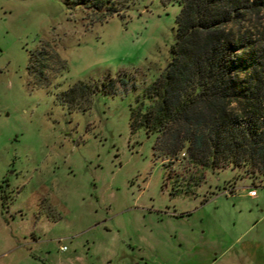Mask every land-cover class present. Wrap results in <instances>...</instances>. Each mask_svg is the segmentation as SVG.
<instances>
[{"label":"rangeland","instance_id":"rangeland-1","mask_svg":"<svg viewBox=\"0 0 264 264\" xmlns=\"http://www.w3.org/2000/svg\"><path fill=\"white\" fill-rule=\"evenodd\" d=\"M180 9L0 0V264H167L177 230L205 232L178 264H264V171L148 121Z\"/></svg>","mask_w":264,"mask_h":264},{"label":"trees","instance_id":"trees-1","mask_svg":"<svg viewBox=\"0 0 264 264\" xmlns=\"http://www.w3.org/2000/svg\"><path fill=\"white\" fill-rule=\"evenodd\" d=\"M178 2L148 121L193 154H232L264 171V0Z\"/></svg>","mask_w":264,"mask_h":264},{"label":"crops","instance_id":"crops-1","mask_svg":"<svg viewBox=\"0 0 264 264\" xmlns=\"http://www.w3.org/2000/svg\"><path fill=\"white\" fill-rule=\"evenodd\" d=\"M249 197H252L254 193L253 190L247 192ZM264 217V215L262 216ZM205 232H198L200 235H196L194 237V230L190 231H175L173 234L166 235L164 232L162 233L163 240L161 243H163L164 246L168 248L166 252L167 261L169 263L167 264H178L181 261H187L188 258L194 257V260H202V251L196 250L198 245H202L203 240V234ZM238 238L235 239V241ZM219 250V249H218ZM225 254V251L219 252L217 251L216 255L217 257L214 258V260L220 259ZM139 258H133L131 261V264H134L136 262H142L144 264H148L146 261H144L145 254L144 252L139 254ZM137 257V256H136ZM175 260V261H174ZM233 263L234 264H253L251 260V256H249L245 249H238L236 253L233 255Z\"/></svg>","mask_w":264,"mask_h":264},{"label":"built area","instance_id":"built-area-1","mask_svg":"<svg viewBox=\"0 0 264 264\" xmlns=\"http://www.w3.org/2000/svg\"><path fill=\"white\" fill-rule=\"evenodd\" d=\"M251 194H254V193H251ZM61 249H65V246H62ZM134 264H144V263H142V262H136Z\"/></svg>","mask_w":264,"mask_h":264}]
</instances>
